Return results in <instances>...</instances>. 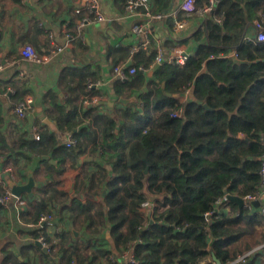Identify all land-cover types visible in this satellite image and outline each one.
<instances>
[{
	"label": "trees",
	"instance_id": "1",
	"mask_svg": "<svg viewBox=\"0 0 264 264\" xmlns=\"http://www.w3.org/2000/svg\"><path fill=\"white\" fill-rule=\"evenodd\" d=\"M157 5L165 7V1L150 0V10L158 12L153 8ZM262 16L264 0H219L204 29L194 36L200 41L207 35V43L200 44L184 65L162 64L149 71L156 82L147 86L140 71L114 83L118 97L137 95L141 101L139 109L126 110L122 125L89 106H82L78 119V109L66 112L53 105L58 136L48 130L41 133L35 154L53 151L58 137L69 132L75 145L64 149L75 159L80 136L97 139L91 128L77 131L83 120H105L96 146L102 161L96 167L104 174L99 181L105 183L106 191L92 214L96 220L105 216L110 225L112 250L102 253L106 259L110 255L119 259L132 246L134 264H199L212 256L226 264L246 252H252L247 264H253V245L241 241L252 221L264 218V212L238 209L224 191L243 198L259 189L264 154V43L245 40L243 34ZM154 57L149 49L141 51L129 68H146ZM81 83L85 94V80ZM186 90L189 94L183 99ZM178 111L180 117L173 118ZM145 182L148 194L164 196L152 203L151 225L140 212L147 201ZM221 200L231 207L227 214L216 210ZM73 207L82 212L86 206L75 201L69 210ZM206 213H212L207 222ZM41 216L46 213L39 209L35 222ZM258 243L264 245V236ZM73 256L68 264L74 262Z\"/></svg>",
	"mask_w": 264,
	"mask_h": 264
},
{
	"label": "crops",
	"instance_id": "2",
	"mask_svg": "<svg viewBox=\"0 0 264 264\" xmlns=\"http://www.w3.org/2000/svg\"><path fill=\"white\" fill-rule=\"evenodd\" d=\"M89 1L19 0L15 3L0 0V62L5 66L0 72V175L3 179L0 195L5 192L12 195L11 184L26 185L29 174L34 183L30 192H20L18 197L12 195L14 199L6 207H0V264H68L70 254H74L71 264L112 263L111 255L106 259L102 254L112 250L110 225L105 216L96 220L92 214L98 210L97 204L103 201V191H106L105 183L99 181V175L104 174H99L96 167L102 161V152L96 146L105 120H83L77 131L91 128L97 139L80 136V149H75L78 154L75 159L64 149H70L65 145L69 132L60 135L57 146L46 154L34 153L39 149L35 147L38 140L34 137L46 130L58 136L54 120L58 113L53 105L66 112L78 109L76 116L80 119L85 98L96 101L89 108H95L98 115L115 118L118 125H122L126 110L139 109L141 101L137 95H116L115 66L131 65L132 59L138 60L136 55L146 49L155 54L161 48L166 54L191 55L200 44L208 41L207 35L200 41L194 36L204 29L210 16L187 19L180 9L183 0H164L165 7H153L158 12L151 9V13L160 15L154 21L144 15L133 19L123 0H96L98 11L109 20L106 22H98L89 13ZM181 21L185 23L184 28L175 30ZM260 21L264 25V16ZM136 22L146 25V49L132 53L143 40V34L133 32ZM50 34L55 36L58 44L63 43L65 35H71L70 46L63 54L56 55L44 66L21 59L20 50L26 42L38 54L51 52ZM253 34L251 24L245 28L243 38L252 39ZM21 73H24L23 77ZM141 73L146 86L156 82L148 72ZM82 80L85 85L93 83L91 91L85 88V94L80 91ZM158 88L161 91L163 84ZM186 91L183 99L189 94ZM28 95L33 97V105L20 119L13 109ZM120 100L129 102L123 104ZM45 119L54 124V131L44 123ZM75 173L77 176L73 179ZM107 174L111 175V171ZM86 192L90 198L73 197ZM75 201L86 206L85 210L81 212L73 207L70 211L69 207ZM224 203L221 200L216 210L227 214L231 207ZM39 209L50 216L43 227L35 222ZM263 210L264 199L258 206L252 205L251 212L260 215ZM247 229L248 234L241 243L253 245V250H257L253 264H264V245L258 243L264 236V218L253 220ZM35 234L46 236V246L36 244L39 242L38 237L33 236Z\"/></svg>",
	"mask_w": 264,
	"mask_h": 264
},
{
	"label": "built area",
	"instance_id": "3",
	"mask_svg": "<svg viewBox=\"0 0 264 264\" xmlns=\"http://www.w3.org/2000/svg\"><path fill=\"white\" fill-rule=\"evenodd\" d=\"M201 0H183L180 9L185 14V17L187 19L190 18H198L202 19L205 17L210 16L217 8L219 4V0H204L202 5H198L197 3H200ZM124 7L128 14L135 19L138 16L144 15L149 21H154L160 18V15L158 14H152L149 6L150 0H123ZM198 5V6H197ZM88 11L91 15L95 16L96 20L98 22H106L109 21L106 19L97 9V2L96 0H90L88 4ZM217 22H220L219 19L216 20ZM83 21L81 25H84ZM185 23L183 21L178 22L175 26V30H181L184 28ZM146 25L135 23L133 26V32L135 34H140L142 36V39L138 44L137 47H134L132 49V53L135 52V50H139L141 48L146 49V35L147 30L145 28ZM81 28V27H80ZM252 28L254 31L252 39L256 43H264V25L261 23L260 20H255L252 24ZM50 44L52 46V51L44 53V54H38L30 45H25L20 50V57L23 61L30 62L31 64L35 66H44L49 64L56 55L63 54L64 51H66V48L70 46L71 42V35H65L64 41L62 44H58L56 41L55 36L52 34L49 35ZM248 40V39H245ZM189 54H178V55H172V54H166L161 48H158L156 50V54L154 57V60L152 63H150L146 68L143 66H140L138 68H129L124 65L115 66L113 68V80L114 81H120L123 82L127 79L128 76L136 74L138 71L140 72H149L154 69L156 65H162V64H176V65H184L188 58ZM5 69V66L0 62V72H2ZM21 77L24 76V73H21ZM87 89H91L93 86V83H87ZM11 93V91H10ZM94 99H88L85 98L83 101L84 106H92L95 104ZM33 105V97L28 95L26 98L18 103L15 108L13 109V112L18 118L22 119L26 116L27 112L32 108ZM173 118L178 119L180 117V112L178 111L175 114L171 115ZM65 139V145L68 148H72L75 145V140L71 136V134H67ZM35 140H39V136L34 137ZM77 174H73L72 178L75 179ZM260 176V182H259V189L255 194H248L245 197L242 198L243 205L246 209L252 210V202L253 201H261L264 199V154L262 156V167L259 171ZM2 176L0 175V184L2 183ZM14 199V197L9 193L5 192L2 195H0V207L4 208L8 205V203ZM16 203H20L18 199H15ZM140 212L142 214L146 215L147 220L149 222V225L153 224V204L150 203L148 200L141 204L140 206ZM264 212V210H263ZM212 213H206L204 215L205 221H209V218ZM50 220V216H41L37 222V225H40L41 223L44 224L45 222ZM37 242L40 243L42 246H46L45 240L42 236H38ZM257 252V250H254ZM252 252H246L241 255H237L236 259L233 261L227 262L226 264H247L248 257H250ZM110 260L114 264H134L135 260L133 258V247L129 246V248L124 251L121 255H119V259L111 255ZM199 264H216L212 257H207L204 260H202Z\"/></svg>",
	"mask_w": 264,
	"mask_h": 264
},
{
	"label": "water",
	"instance_id": "4",
	"mask_svg": "<svg viewBox=\"0 0 264 264\" xmlns=\"http://www.w3.org/2000/svg\"><path fill=\"white\" fill-rule=\"evenodd\" d=\"M129 66H130V63L127 64V67H129ZM157 67H159V65H156L153 70H155ZM120 102H122L123 104H127L129 102V100H120ZM44 123L52 131H54V124L53 123H51L48 119H45ZM28 181L29 182L26 185H24V186H15V185L11 184L10 187H11V190H12V195L18 197L20 195V192H30L31 188L34 186L33 180L31 178V174H29V180ZM143 193L146 195L147 200L150 203H154V202H156L158 200H162L164 198V196H152V195L148 194L147 190H146V182L144 184ZM224 194H225L227 200H231V201L235 202L238 206H242L243 205L242 198H238V197H235V196H229V195L226 194V191H224ZM73 197L77 198L79 200H84L86 198H90L88 196L87 192L84 193V194H81V195H73ZM252 205L258 206L259 205V201H253ZM36 244L40 245V243H36ZM212 259L214 260V262L216 264H220L219 261L214 256H212Z\"/></svg>",
	"mask_w": 264,
	"mask_h": 264
}]
</instances>
